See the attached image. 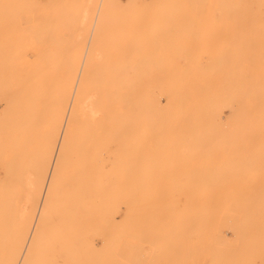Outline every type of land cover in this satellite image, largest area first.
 I'll use <instances>...</instances> for the list:
<instances>
[{
  "label": "rangeland",
  "instance_id": "obj_1",
  "mask_svg": "<svg viewBox=\"0 0 264 264\" xmlns=\"http://www.w3.org/2000/svg\"><path fill=\"white\" fill-rule=\"evenodd\" d=\"M93 2L0 0V260ZM98 27L35 264H264V0H105Z\"/></svg>",
  "mask_w": 264,
  "mask_h": 264
},
{
  "label": "bare ground",
  "instance_id": "obj_2",
  "mask_svg": "<svg viewBox=\"0 0 264 264\" xmlns=\"http://www.w3.org/2000/svg\"><path fill=\"white\" fill-rule=\"evenodd\" d=\"M104 2L105 0H101V2L100 0H94L93 2V15L89 23L86 24V30H84L86 31L85 37L83 39L84 43H80L84 47L82 56L83 60L80 65L75 68L73 75L71 77L68 75L69 78L66 82L69 105L62 111L61 117L56 122V124H53L52 128L47 132L45 142L46 160L43 161L40 154H38V157L36 158V168H42V172H37L34 175H32V173H28L29 175L23 178L22 200L11 230L10 228H8V235L11 234L12 236L13 256L11 260L8 257L4 260H0V264H35L38 259L39 252L43 247V243L46 239V234L48 232V227L53 214L57 187H59L61 183L65 159L70 152L73 129L79 121L81 108L86 105L88 101L85 97L89 90L92 88L94 81V79H90L88 75L90 71L88 59L90 53L95 47V43L97 40L99 32L98 25L101 18V9L104 5ZM97 6L100 7V10L99 12L97 11L98 13L96 14V10L98 9ZM73 26H75V24ZM69 33L71 34V31ZM76 42L75 44H78ZM69 45H71V43L68 44V47ZM77 46H75L74 48L78 49ZM86 47L87 51L85 50ZM80 48L82 50V47ZM77 51H74V55L79 54V52L77 53ZM80 54L79 56H81ZM74 58L77 57L74 56ZM78 61L79 59L75 61L76 65L78 64ZM74 86L75 91L71 93ZM120 90L122 93H124L126 91V88L123 86ZM124 95L125 94H123V96ZM122 102H124V98ZM121 120L123 123L126 121V114L124 112L122 113ZM5 192L7 193V191ZM7 201L8 200H6V205L4 204V202L0 205V233L2 232L1 229L3 226L2 215L4 213H9ZM0 202H2V199H0ZM91 216L90 217L92 219L93 215L91 214ZM79 217L80 216H77V221L79 220ZM64 248L66 247H61L59 249L60 252ZM56 264H63V259L57 258Z\"/></svg>",
  "mask_w": 264,
  "mask_h": 264
}]
</instances>
